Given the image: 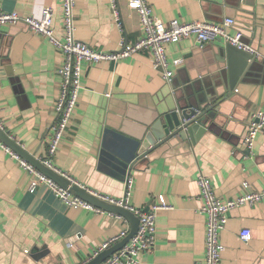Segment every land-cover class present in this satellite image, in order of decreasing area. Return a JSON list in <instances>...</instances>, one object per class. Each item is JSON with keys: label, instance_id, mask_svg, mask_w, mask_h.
<instances>
[{"label": "crops", "instance_id": "0c3cea01", "mask_svg": "<svg viewBox=\"0 0 264 264\" xmlns=\"http://www.w3.org/2000/svg\"><path fill=\"white\" fill-rule=\"evenodd\" d=\"M127 2L118 0L120 30L109 0H76V38L105 50L118 48L122 36L136 39L141 34L138 12ZM147 3L163 21L232 17L229 30L241 31L242 40L259 55L249 59L237 80L229 68L241 69L240 58L231 67L227 60L216 59L218 48L226 44L222 39L201 44L186 37L167 43L168 57L182 59L171 66L170 80L146 51L117 61L83 62L77 106L53 164L87 188L119 197L136 150L129 137H136L147 121L176 102H184L180 98L187 96L185 89L189 94L206 93L208 87L221 96L217 122L194 143L172 139L137 160L129 173V202L134 207L147 208L160 195L169 204L157 211L155 243L138 254L139 264H194L203 257L205 241L198 175L208 176L223 200L239 195L243 182L251 190L264 188V127L252 150L243 145L251 113L264 107V0ZM45 6L53 8L54 32L61 38L60 0H0L3 10L36 17ZM61 62V52L46 36L22 23L0 28L2 128L36 157L45 153L55 118ZM30 178L0 145V264H83L103 242L123 229L129 231L130 222L120 214L68 206L45 184L30 191ZM243 228L251 231L247 240L239 235ZM220 241V264H264V197L231 208Z\"/></svg>", "mask_w": 264, "mask_h": 264}, {"label": "built area", "instance_id": "2783aa9c", "mask_svg": "<svg viewBox=\"0 0 264 264\" xmlns=\"http://www.w3.org/2000/svg\"><path fill=\"white\" fill-rule=\"evenodd\" d=\"M75 2L76 0H60L62 19L61 38L57 37L54 32V14L51 6L43 7L39 17L22 15L15 10L6 11L0 7V28L4 24L22 23L30 30L46 36L53 46L61 52L62 62L57 68V73L60 76V89L54 104L55 118L49 126L45 153L37 156V158L44 165L54 169L69 178L71 182H76L81 186L84 185L57 168L53 164V158L77 106L79 91L82 86L83 62L97 63L102 60L117 61L137 52L146 51L151 57L152 63L161 68L165 79L170 80L173 74L171 66L175 67L179 65L182 59L180 57L169 58L165 46L167 43L177 42L186 37H193L201 44L222 39L224 42L230 43L238 49L249 52L252 57L259 55L253 46L242 40L241 31L236 29L234 31L229 30L230 27L234 26V19L232 17L226 16L217 22L205 19L179 20L177 18L163 21L153 12L147 0H128L127 2L129 8L135 9L138 12L141 34L136 39L128 40L125 36H122L118 48L113 50L94 48L75 36ZM109 5L113 18L121 30L123 21L118 0H109ZM0 127L2 128L1 118ZM263 127L264 107L252 112L250 115L243 136V145L245 148L248 150L253 149L257 134ZM0 145L30 174L31 178L28 185L30 191L37 189L40 184H45L68 206L75 208L83 207L95 212L103 211L101 207L73 194L68 187L57 183L53 178L39 170L1 140ZM132 182V176L128 175L125 178L124 192L119 197L111 196L98 190L88 189L91 194L104 201L128 208L139 219L138 228L129 240L98 264H139L138 254L143 251H149L155 243L157 211L169 207V204L160 195L158 196V200L152 201L146 209L134 207L129 202ZM196 182L199 189L198 195L202 201L200 211L205 217V241L203 257L194 264H220L221 250L223 248L220 241V232L227 222L228 211L235 206L260 200L264 197V188L261 190H251L248 187V183L243 182L242 192L239 195L223 200L216 194L212 181L208 176L199 174ZM84 187L87 188L86 186ZM127 232L128 229H123L116 236L109 238L94 250V254H97L110 243L125 236ZM239 235L241 239L247 240L251 236V231L248 228H243Z\"/></svg>", "mask_w": 264, "mask_h": 264}, {"label": "water", "instance_id": "95a60500", "mask_svg": "<svg viewBox=\"0 0 264 264\" xmlns=\"http://www.w3.org/2000/svg\"><path fill=\"white\" fill-rule=\"evenodd\" d=\"M238 57L240 58L241 69L237 68L232 71V69L229 68L230 76L234 80H237L239 73L247 66L252 55L247 51L238 49L230 43L220 46L216 54V59L220 61L227 60V64L230 67L231 62L235 63ZM196 90H198L197 87ZM206 90V93L196 92L189 94L185 89L187 96H182V98H180L183 99L184 102H176L172 109L158 114L152 120L147 121L136 137H129V139L136 144V150L128 160L126 171L127 176L134 163L145 157L153 149L164 143H168L172 139L188 140L194 143L207 128H211L212 125L217 122V116L221 113L218 105L222 100V97L213 93L208 87ZM0 140L27 159L39 170L53 178L57 183L64 187H68L73 194L101 207L102 209L120 214L130 222V229L125 236L117 242H113L104 247L95 256L83 264H98L125 244L136 232L139 219L131 210L94 196L88 191L89 188H85L76 182H71L66 176L44 165L36 156H34V154L24 149L21 144L13 138V136L7 134V132L1 127Z\"/></svg>", "mask_w": 264, "mask_h": 264}]
</instances>
